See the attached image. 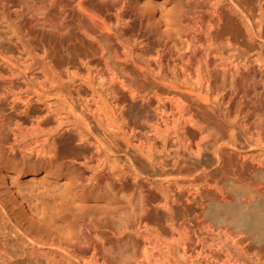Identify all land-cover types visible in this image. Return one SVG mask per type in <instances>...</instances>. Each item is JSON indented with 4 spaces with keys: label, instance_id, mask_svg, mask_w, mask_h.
Wrapping results in <instances>:
<instances>
[{
    "label": "bare ground",
    "instance_id": "6f19581e",
    "mask_svg": "<svg viewBox=\"0 0 264 264\" xmlns=\"http://www.w3.org/2000/svg\"><path fill=\"white\" fill-rule=\"evenodd\" d=\"M174 2L175 6L169 8H176L175 18L169 14H155L154 8L161 7L162 1L155 2L154 6L151 0H143L142 3L136 0H0L2 17L13 14L17 17L26 11V4L28 8L34 5L39 8L38 15L29 11L25 13V24L19 28V33L14 34L16 36L13 35L15 44L28 53L38 54L35 44L31 45L33 29L51 33L50 48H41L42 67L52 68V57L64 60L65 55L67 64L78 61L88 72H94L99 86L95 87L97 85L89 80L83 88L55 80L30 86L24 81L5 80L0 70V223L7 221L11 224L13 238L9 244L6 237L0 234V264H104L107 259H113L108 255L111 249L105 244L100 226L96 228L94 222L100 223L106 216L114 219L117 216L115 200L122 193L116 186L121 177L114 170V165L110 166L108 170L111 171L108 172H105L106 168L100 167L99 173L97 170L98 174L92 176L82 174L77 165L89 167L84 153L89 145L94 148L95 155L97 152V159L103 152H108L112 162H115L116 147L112 138L122 135L126 142H130L129 135L134 134L136 126L132 125L134 123L130 119L133 116L130 106L132 96L122 92L111 82L110 77L114 73L123 77L129 88L137 82L136 76L124 75V62L116 59L115 50L118 48L127 53L126 61H130L133 66L130 68H134L133 71L136 69L137 74L149 83V91H145L148 84L142 85L145 90L140 87L143 90L140 92L146 93L145 98L149 94L155 97L158 85L163 89L172 88V91L190 95L193 103L204 106L206 110L212 109L216 113L212 112L214 115L227 122L232 120L230 116L234 110L229 100L232 96L228 98L225 95L226 84L233 86L230 88L227 85L232 89L230 94L236 97L242 95L238 94L235 87L242 80V84L256 87L251 90L264 98V0ZM82 12L90 17L87 18L90 21L84 15L81 16ZM80 29L81 33L78 32ZM63 35L69 37L67 47L62 45L63 41L60 42ZM254 38L261 40L262 45L257 44L262 49L258 46L260 49L257 50L255 46V50L253 43L250 45L252 50L249 48L248 42ZM91 39L96 40L103 63L93 58L97 49L92 46ZM148 45L156 48L158 57L139 59ZM161 51L166 54L165 61L161 58ZM0 61L8 66H17L19 63V57L4 47L3 38H0ZM169 71L175 81L166 73ZM159 96L155 98L157 106L156 103H153L156 107L151 105L155 112L152 113L154 121L151 120L152 124L150 122L154 128L152 132L162 133L161 127L164 126L168 134L180 132L187 142L185 124L173 117L171 101H168L171 108L167 107ZM241 98L244 99V96ZM59 105L69 112L71 122L61 119L59 108H56ZM260 110H256L257 113L254 111V115L260 116L264 112ZM247 111L244 124L249 126L247 129H254L262 118L256 117L259 118L258 122L257 119L254 121L253 111L250 108ZM183 138L181 142H184ZM3 139H6V148L2 146ZM69 144L79 148L82 154L76 157L63 154L61 146ZM65 157H68L67 160ZM39 171L43 176L53 178L54 184L59 185L57 191L37 193L31 179ZM61 179L63 182L59 183ZM225 189L239 191L233 183H228ZM129 194L121 196L128 204L131 202ZM260 199L252 208L245 204L220 206L215 203L206 210V217L216 223H229L248 229L253 238H264V198ZM174 200L172 197L170 202ZM162 206L169 219H166L168 230H162L165 235L157 227L149 228L147 222L144 223L146 226H142V220L139 219L141 226L137 222V230L135 228L133 231L140 236L137 237L142 247L143 261L147 264H184V260L179 259H185V263H192L191 251L196 248V240L173 222V205L165 201ZM235 236L230 237L224 231V237L237 246ZM17 239L22 241L24 248L13 242ZM221 246L213 243L204 248L206 250L202 252L205 255L201 256L205 257L206 264L212 263L217 252L226 253ZM225 260V263L232 261L231 258Z\"/></svg>",
    "mask_w": 264,
    "mask_h": 264
},
{
    "label": "rangeland",
    "instance_id": "374dc122",
    "mask_svg": "<svg viewBox=\"0 0 264 264\" xmlns=\"http://www.w3.org/2000/svg\"><path fill=\"white\" fill-rule=\"evenodd\" d=\"M159 1H162V6L157 9L154 8L155 11H153L155 14L160 16L161 14L163 16L169 14L173 15V18L177 17L175 13L176 8L174 7L170 10L171 7L175 6L174 0L173 2H171L172 0H151V4L155 6V2ZM136 2L142 3L143 0H136ZM25 7L26 11H23V13L21 12L17 17H15L14 14L9 17L0 16V38H3V45L19 57V63L17 66H8L4 64L3 61H0V70L4 73V79L24 81L30 86H35L37 82L49 83L52 80H55L65 84L73 83L75 86H80V88L87 86L86 82L89 80L94 85H97L95 87H99L98 79L94 72H88L87 69L76 60V62H73V60L70 64H67L66 61H68V59L65 55L64 60H61L56 56L52 57V64H54L52 68L46 69L42 67L41 57L43 56L40 55L43 54L40 52L42 49L50 48L51 44L49 39L52 38L51 33H44L38 28L33 29V32L31 33V38L33 40L31 41V45L33 46L35 44L39 46L37 47L34 45L35 51L38 53H35L36 55L34 53H28L27 50L14 43L16 39L13 35L17 34V32L19 33V28L25 24L27 17L26 14L28 13L27 11L38 15V6L34 5L35 8H28L29 6L26 4ZM30 9L35 11L32 10L33 12H30ZM167 10L168 12L170 10V12L168 13ZM82 13L81 16L84 15V18L87 21H90L88 20L90 17L86 13ZM78 32L81 33L82 29ZM241 32H243V30H241ZM5 39L10 41L8 42V40ZM67 40L69 41V37L63 35L60 42L63 41L62 45L64 44V47L69 45ZM71 40L72 42L74 41L73 39ZM60 42L58 44H61ZM91 43L93 44L92 46H96L97 49V53L93 58L98 59L103 63V57L100 49L97 48L98 44L96 43V40L91 39ZM252 43V47L255 49L256 46L257 50L261 47L260 45H262L261 40L254 38V40L248 42L249 48ZM58 44L57 46L59 48L60 45ZM37 48H40V51ZM250 49L252 50V48ZM123 50L124 49L122 48L115 50L116 59L119 62H124V75L126 74L127 77L136 76L135 80L137 79V82L134 86L129 88V84L124 81L123 77H118L115 73L110 74V77H112V79H110L112 80L111 82H114L122 90V92L128 96H132V99L130 100L131 102H129L133 113V116H131L132 118L130 117V119L132 120L131 122L134 123L132 125L136 126L134 127V134L133 136L132 134L129 135L131 136L130 142H126L124 139L125 137L122 135L112 138L114 139L116 147L115 162H112L111 155L108 152H103L99 156V159H97V152L95 155L94 148L89 145L86 148V152H84L87 156L89 167L83 168L81 165H77L82 174L89 176L95 175V173L98 174L100 167L106 168L104 169L105 172L111 171L108 169L110 166L113 167L114 165V170H117L116 172H118L121 177L120 183L116 186L120 191L119 193H122L121 196L123 197L129 193V196L131 195L132 203L130 202L129 204L126 203L121 196L117 198V201L115 200V211H117L115 213L117 215L115 216V219L114 217L111 218L106 216L102 222H94L96 228L100 226L99 230L104 234L105 244L111 249L109 252L111 254L108 253V255L113 259H107L104 264H147V262L143 261L141 257L142 247L138 242V237L140 236H138L139 234L136 235V232L133 233V231L135 228L137 230L138 223L139 225L142 223V226L148 225L149 228L153 226L157 227L159 230L161 229V232L162 230L166 232V227H168L167 225L169 224L167 223L166 225V222H168L169 219L166 217L167 211L163 209L164 207L162 206L165 201L173 205V216H175L173 222H175V225L179 224L177 227H180V230L183 228L184 231L189 234V237H193L196 240V248L191 251L192 256L190 259L192 263L190 262V264H195L196 262V264H206V261H204L205 257H203L205 253L203 255L202 251L205 252L206 249L204 248L208 245H213V243H216L218 247L222 245L221 247L225 248L226 253L217 252L212 259L211 264H264V238H253L251 231L248 229L235 227L229 223H216V221L214 222L211 218L209 219L206 217V210L215 203L220 206L245 204L246 207L252 208L257 200L264 198V116L262 115L264 112L261 113V117L254 115L256 110L257 112H259L258 109L264 110V98H261L262 96H259V98L258 94L251 90L254 87L242 84L241 80L238 85H235L238 94H242H239L240 98L244 96L245 100L241 98V101L238 97L239 95L235 97L230 94V91L232 92V89L230 88L233 86L226 84L227 89L225 95L228 98L229 96H232L229 100L233 106L232 110H234L232 111V116H230L232 117V120L230 119L228 121L230 124H233H229V127L227 120L225 119V121H221V118L214 115L216 113L212 109L210 110L207 108L206 110L204 106H198L196 102L193 103V101H191V97H189L190 95L185 96L187 94L183 92L180 93L178 90H176V92L175 90L172 91V88L166 89L164 87V89L169 91L167 92L162 86L157 84V88L159 89L156 96L154 97L149 94L146 96V100V93L140 91H143L142 89L145 90V88V91H149L147 88L150 89L151 87L147 81L143 80L142 75L137 74L138 71L136 69L133 71L132 69L134 68H130L133 66H131L130 61H126L128 60L126 56L127 53ZM136 50H138L137 55H139V46L136 47ZM184 50L187 51L186 49ZM142 53L143 54L139 56V59L143 57L145 60H148L150 58L158 57L156 48L152 45L146 46ZM160 54L162 55V60L164 59L165 61L166 59L164 57L166 54L163 51H161ZM68 57L71 59L70 56ZM145 60L143 59V61ZM166 73L169 76H172L170 71V74L168 72ZM172 77L175 81L174 76ZM170 78L168 77V79L172 81ZM183 79H185V77ZM144 81L146 84H144ZM142 85H146L147 87ZM227 85L231 87L229 88ZM256 86H258V84H256ZM136 87H142V89L140 88L141 90H139ZM254 89H256V87ZM161 90L164 91L161 92ZM158 92H161V94ZM143 94L144 96H141ZM157 95H161L159 97L163 98L162 101H164V103L166 102L167 107H172L170 108L173 112V117L179 119L180 122L185 124L187 142L180 132L168 134L164 129L166 128L164 126L161 127L163 130V132L161 130L162 133H160V131H158L159 133L152 132L154 131V128L150 125V122L151 124L153 123V114L155 112L151 105L154 107L157 106L155 99L156 97L158 98ZM149 97H151V99H149ZM252 100L254 101V105L252 104ZM168 101H171V104L170 102L168 103ZM153 103H156V106ZM243 103L244 105H242ZM56 108H59L62 120H68V122H71V115L65 108L60 105ZM249 108L253 111L252 115L255 117L253 118L252 116L253 120H256V117H259L260 119L262 118L259 121V124L257 123L258 127L256 124V129H253V127L247 129L249 126L244 124V116L248 114L247 110H249ZM233 113L235 115H233ZM151 117L153 118L150 119ZM258 119L256 120L257 122ZM242 121L243 124L241 123ZM235 122L240 123L234 124ZM68 127H70V125ZM216 132L217 134H215ZM154 133L155 136L153 135ZM214 135L217 139L214 138ZM147 137L149 141L147 140ZM181 137L184 142H181ZM213 138L217 141L216 143ZM6 139L2 140L3 148H6ZM61 147H63L61 150L65 155L76 157L82 154L79 153L81 150L74 147L73 144ZM67 158L68 157H65V160H67ZM31 180L34 182L33 187L38 191L37 193L43 191L44 193H52L57 191V186H59L54 184L53 178L50 179L47 176H43L41 171H39ZM60 182H63L62 179L59 180V183ZM228 183L237 185L239 191L235 189L226 190L225 188ZM172 197L173 199L175 198V202H170ZM141 208L143 211L145 209V211L142 212ZM138 219L142 220L140 221L141 223ZM11 230L12 226L9 222L5 221L4 224L0 223L1 237L5 236L6 238H3L9 241V244L11 242L10 239H13L11 237ZM210 230L213 231L210 233ZM224 231L228 232L230 237L236 235L235 237L238 240L237 246H234L224 237ZM3 233L5 234L3 235ZM162 233L164 235L166 234L164 232ZM13 242H17L23 248L25 246L24 244L22 245L20 239L13 240ZM199 252H201V254H198ZM226 256L232 259L231 263H225V259H228ZM180 260H184V264H189V261L185 263V259H179V261ZM65 262L68 263L70 261ZM69 264L73 263L70 262Z\"/></svg>",
    "mask_w": 264,
    "mask_h": 264
}]
</instances>
